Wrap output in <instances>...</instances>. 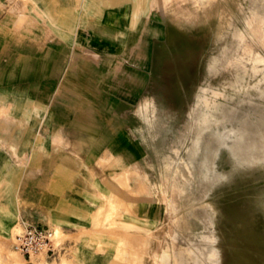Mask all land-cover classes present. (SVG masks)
Segmentation results:
<instances>
[{
    "label": "rangeland",
    "instance_id": "1",
    "mask_svg": "<svg viewBox=\"0 0 264 264\" xmlns=\"http://www.w3.org/2000/svg\"><path fill=\"white\" fill-rule=\"evenodd\" d=\"M30 1L59 33L117 31L109 40L138 59L148 51L152 77L122 122L138 143L126 165H98L103 151L80 140H32L24 165L0 167V264H240L254 249L264 259V27L245 22L264 20V0ZM28 224L55 232L52 255L12 249Z\"/></svg>",
    "mask_w": 264,
    "mask_h": 264
},
{
    "label": "crops",
    "instance_id": "2",
    "mask_svg": "<svg viewBox=\"0 0 264 264\" xmlns=\"http://www.w3.org/2000/svg\"><path fill=\"white\" fill-rule=\"evenodd\" d=\"M107 32L61 35L30 0H0V167L24 165L22 143L32 140L41 147L80 140L82 150L103 151L98 165H126L123 153L138 143L122 122L146 94L152 69L148 51L138 59L136 46Z\"/></svg>",
    "mask_w": 264,
    "mask_h": 264
},
{
    "label": "built area",
    "instance_id": "3",
    "mask_svg": "<svg viewBox=\"0 0 264 264\" xmlns=\"http://www.w3.org/2000/svg\"><path fill=\"white\" fill-rule=\"evenodd\" d=\"M55 232L41 225H25L12 240V249L22 255L26 261L32 257L52 255Z\"/></svg>",
    "mask_w": 264,
    "mask_h": 264
},
{
    "label": "bare ground",
    "instance_id": "4",
    "mask_svg": "<svg viewBox=\"0 0 264 264\" xmlns=\"http://www.w3.org/2000/svg\"><path fill=\"white\" fill-rule=\"evenodd\" d=\"M190 1V0H189ZM197 0H192V3H196ZM250 9V8H249ZM256 9V8H255ZM254 9V10H255ZM187 11V10H185ZM249 14V13H248ZM262 14V13H261ZM257 11H254L252 12L251 16H249V18H247L245 20L246 24L249 26H252V27H258L260 26L261 28L264 27V20L260 17V15ZM171 23V22H170ZM209 25V24H208ZM246 25V26H247ZM179 28V27H178ZM203 28V27H202ZM249 29V28H248ZM256 29V28H255ZM183 30V29H182ZM185 30V29H184ZM208 30V28H207ZM206 30V31H207ZM207 34V33H206ZM205 34V35H206ZM171 60H167V63H170ZM255 62V61H254ZM241 198V197H240ZM259 200V199H258ZM260 200H263V199H260ZM258 202V201H256ZM254 203H255V200H254ZM254 205V204H253ZM260 207V206H259ZM258 209V208H257ZM261 209V208H260ZM264 210V209H263ZM244 234H245V237H244V241L247 243L248 241V237H247V226L245 227L244 229ZM255 244V239L252 238V245ZM262 249V248H261ZM210 254L212 255L213 252H210ZM262 255L258 253V251H256L255 249L252 251L251 253V256L247 258V254L245 253V251H242V254H241V257H240V264H259L260 262L261 263H264V259H262Z\"/></svg>",
    "mask_w": 264,
    "mask_h": 264
}]
</instances>
